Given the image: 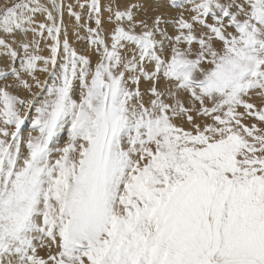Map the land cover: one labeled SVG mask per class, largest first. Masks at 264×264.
I'll use <instances>...</instances> for the list:
<instances>
[{"label": "snow or ice", "instance_id": "6c2138e0", "mask_svg": "<svg viewBox=\"0 0 264 264\" xmlns=\"http://www.w3.org/2000/svg\"><path fill=\"white\" fill-rule=\"evenodd\" d=\"M261 125L264 0H13L0 264H264Z\"/></svg>", "mask_w": 264, "mask_h": 264}, {"label": "bare ground", "instance_id": "6f19581e", "mask_svg": "<svg viewBox=\"0 0 264 264\" xmlns=\"http://www.w3.org/2000/svg\"><path fill=\"white\" fill-rule=\"evenodd\" d=\"M8 1L10 2L11 0H8ZM106 2H107V0H102V3H106ZM123 3H126V0H123ZM104 15H105V17H106V16H107V13L105 12ZM65 20H66V22L69 21V18H68V16H67V13L65 14ZM93 26H94V25H93ZM106 27H107V25H106ZM83 34H84L83 30H81V35H83ZM69 35H70V39H71L72 42L74 43V46H75V47H77V48H79V49H81V50L87 49V47H88L87 43H86L85 41H76V40H75V37L72 36L71 29L69 30ZM92 59H93V62H95V60L97 59V57L93 56ZM255 102L260 103L261 101H260L259 98H257V99L255 100ZM29 122H30V121H29ZM245 122H246V123H251L252 121L247 120V121H245ZM176 123L179 125V124H181L182 122L179 121V120H177ZM183 126H184L185 128L188 127L187 124H184ZM261 127H264V125H261ZM65 133H67V134H65ZM25 135H27V133H26ZM64 139H66V141L68 140V132H67V129H65L64 131H62L61 134H60V143L62 142V143H61L62 145H60V146H63L64 143L66 142V141H65V142L63 143ZM40 253H41L42 256H45V257H46V256L48 255V250H47V249H43V250L40 251Z\"/></svg>", "mask_w": 264, "mask_h": 264}, {"label": "rangeland", "instance_id": "374dc122", "mask_svg": "<svg viewBox=\"0 0 264 264\" xmlns=\"http://www.w3.org/2000/svg\"><path fill=\"white\" fill-rule=\"evenodd\" d=\"M13 2V0H11L10 2L8 1V0H0V9H2L3 7H5L6 5H9V4H11ZM68 2H72V3H75V0H68ZM128 2V0H126V3ZM121 3L122 4H124L123 3V0H121ZM77 10H79V9H77ZM37 19L38 20H41L42 19V17H37ZM38 75H39V73H38ZM11 79V78H10ZM27 123V127H25L24 128V133L26 134V133H28L29 131H31V122H26ZM33 134H35V133H33ZM65 134H67V133H65ZM66 141V139H64V141H63V143ZM62 143V142H61ZM60 143V145H62ZM41 251V250H40ZM40 255H41V253H40Z\"/></svg>", "mask_w": 264, "mask_h": 264}]
</instances>
